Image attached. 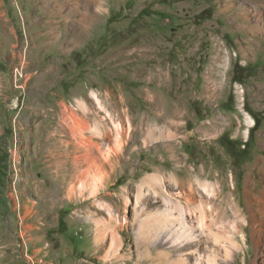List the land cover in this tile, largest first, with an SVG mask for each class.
Returning a JSON list of instances; mask_svg holds the SVG:
<instances>
[{
    "label": "rangeland",
    "instance_id": "374dc122",
    "mask_svg": "<svg viewBox=\"0 0 264 264\" xmlns=\"http://www.w3.org/2000/svg\"><path fill=\"white\" fill-rule=\"evenodd\" d=\"M25 1L0 0V264H264V0H65L54 31Z\"/></svg>",
    "mask_w": 264,
    "mask_h": 264
},
{
    "label": "bare ground",
    "instance_id": "6f19581e",
    "mask_svg": "<svg viewBox=\"0 0 264 264\" xmlns=\"http://www.w3.org/2000/svg\"><path fill=\"white\" fill-rule=\"evenodd\" d=\"M93 97H94V99H95V101H96V104L98 105V106H102L101 105V101H100V99H99V97H98V95L96 94V93H94L93 92ZM102 108V107H101ZM247 122H248V124L249 125H254V123H255V121L253 120V118L250 116V115H248L247 114ZM118 123V122H117ZM116 123V125H115V127L116 128H114V129H117V131H121V129H122V126L120 125V123L119 124H117ZM79 127H80V129H84V128H86L87 127V124L86 123H81L80 122V124H79ZM116 131V132H117ZM117 134V133H116ZM121 135V134H120ZM119 138V137H118ZM96 147H98V146H96ZM98 150H99V152L98 153H100V155L102 156V153H101V150H100V148L98 147ZM115 151H116V149H115ZM118 151V150H117ZM114 152V151H113ZM100 158H104V156H102V157H100ZM108 158V157H107ZM107 158H104V159H102L103 161H107ZM90 160V161H89ZM98 159H96V158H94V157H92V156H88V162H90L91 164H90V166L92 165V167H97V172L98 173H96V178H98L97 180L99 181V180H101L102 179V174H101V172H100V165H98L97 166V161ZM101 160V159H100ZM105 161V162H106ZM102 169V168H101ZM96 180V181H97ZM206 188V187H205ZM208 192H209V190H208ZM236 219H238V217H236ZM262 221H257V219H254V222H253V227H252V229H253V233H254V236H255V244H256V246L258 247V245L259 244H261V242H260V240L262 239L261 237H262V235H264V230H263V226H261L262 225ZM201 225H202V228L203 229H206L207 228V226H206V224L204 223V218L202 219V221H201ZM229 227H232V228H234V231L235 232H237L236 230L238 229L237 228V224H236V221L235 222H233L232 224L230 223V224H228V225H225V224H222V223H217V231L213 234L214 236H213V241H215V244L217 245L216 246V250H214L213 252H220V250H221V248H225V249H227L228 247H227V243L229 244H232L233 246H236L237 247V244H236V233H232V232H229L228 231V229H229ZM221 231H223V233H221ZM242 237H243V240H246V237H245V234H243L242 235ZM209 238V237H208ZM198 243H203L202 242V240H200V239H195ZM196 243V242H195ZM193 245V244H192ZM225 251H227V250H225ZM219 254V253H218ZM226 255H227V257H229V256H231V253H229V252H226ZM200 256H202V254L200 255ZM200 260V259H199Z\"/></svg>",
    "mask_w": 264,
    "mask_h": 264
},
{
    "label": "crops",
    "instance_id": "0c3cea01",
    "mask_svg": "<svg viewBox=\"0 0 264 264\" xmlns=\"http://www.w3.org/2000/svg\"><path fill=\"white\" fill-rule=\"evenodd\" d=\"M33 1H35V0H27V1H25L26 6H27V3H29L28 5H30L32 8H35L36 4H34L33 6L31 5V3ZM40 1H41L40 2L41 3L40 7L44 8V10H49L48 13L46 14L47 17L45 18V24L51 25L50 28H51L52 31H54V28L52 27L53 25H56V24L60 23L61 20H64V19L68 22V19L70 17L72 18V15H70V14H67V13H63L62 14L61 13V8H63V5H64L62 1H65V0H40ZM94 1H96V0L82 1V5L85 6V4H86V7L90 8L91 10H93Z\"/></svg>",
    "mask_w": 264,
    "mask_h": 264
},
{
    "label": "trees",
    "instance_id": "16d2710c",
    "mask_svg": "<svg viewBox=\"0 0 264 264\" xmlns=\"http://www.w3.org/2000/svg\"><path fill=\"white\" fill-rule=\"evenodd\" d=\"M62 223H64V220H63V219H61V224H62Z\"/></svg>",
    "mask_w": 264,
    "mask_h": 264
}]
</instances>
